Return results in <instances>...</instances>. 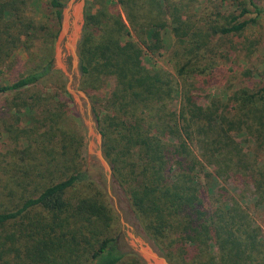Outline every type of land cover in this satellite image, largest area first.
<instances>
[{"label":"trees","instance_id":"trees-1","mask_svg":"<svg viewBox=\"0 0 264 264\" xmlns=\"http://www.w3.org/2000/svg\"><path fill=\"white\" fill-rule=\"evenodd\" d=\"M260 2L123 0L142 46L129 39L119 15L104 12L90 15L78 43L86 82L113 79L103 105H93L113 180L144 236L169 264H264V222L254 225L241 203L252 190L264 219V67L249 66L264 47ZM64 4L47 3L57 24ZM152 5L160 20L151 17ZM24 6L25 0H0V67L9 66L15 49L36 42L40 56L35 67L0 84V96L29 91L54 73L57 33L24 21ZM164 15L174 37V77L141 59L142 47L150 55L162 48ZM44 30L45 39L39 35ZM225 66L232 75L227 84L236 86L230 85L224 98L212 97L206 91L221 86ZM66 103L69 98L58 106ZM28 105V111L43 106ZM58 106L41 121L46 131L35 145L57 130ZM75 136L68 135L70 143ZM78 160L66 158L65 169L73 172L36 186L30 195L20 193L17 204L0 212L2 264H144L120 248L116 220L100 194L76 192L88 182ZM48 164L38 169V178L62 163L52 154Z\"/></svg>","mask_w":264,"mask_h":264},{"label":"rangeland","instance_id":"rangeland-1","mask_svg":"<svg viewBox=\"0 0 264 264\" xmlns=\"http://www.w3.org/2000/svg\"><path fill=\"white\" fill-rule=\"evenodd\" d=\"M48 1L25 0V6L20 7L23 12L22 18L24 21L41 22V24L46 26V33H57L53 44L52 69L54 73L29 91H24L18 95L9 94L0 96V212L8 208L11 209L13 205L17 204L21 195L20 193L25 191V195H30L36 186L39 188L49 183L50 180L61 177L63 173L73 172V170L67 171L65 169L68 165L65 162L66 158L80 159L77 162L83 164L82 169H85L87 173L88 182L78 186L76 192L84 196L100 194V199L111 210L116 220L115 228L117 229L120 248L133 251L130 247L127 232L134 234L136 237L146 240L147 238L144 236L142 230H140L129 201L119 185L113 180L112 167L104 156L103 138L99 130L96 114L93 111L95 103L100 106L103 105L102 98L106 97L109 93L113 85V79H103L100 83L99 81L94 82V79L89 78L86 82L79 69V59L76 68L73 69L72 58L66 47L65 39L58 47L59 59H56L55 48L61 30L62 13L60 22L57 24L48 10ZM61 1L65 3L64 7H66L69 0ZM80 1L75 0L74 5H78ZM121 1L123 0H83L82 23H77L81 27L78 43L82 38L85 23L89 20L90 15L104 12L106 14L115 13V15H119L127 26L126 28H128L127 31L131 36L129 39L142 46L138 36L128 24L126 13L121 7ZM200 1L204 3V0ZM260 1L264 7V0ZM150 14L153 19L160 20V13L158 16L156 5L151 6ZM71 21L72 19H70V23ZM162 21L166 24V27L160 30L162 48L150 55L142 47L141 59L143 65L146 67L163 69L174 77L175 73L170 61L174 44L172 26L168 16L162 17ZM94 28L93 25L92 29L94 30ZM44 32L45 30L40 32L39 35L45 39ZM258 33L264 35V21L261 22ZM96 34H99V31ZM37 43L31 44V47L27 50L15 49L9 59V66L7 68H5L6 65L0 67L1 85L9 84L19 73L29 71V69L36 66L40 56L38 47H41ZM237 65L240 66L242 63H238ZM249 66L258 67L259 69L264 67V47H258L252 60L249 62ZM227 67L223 68L224 77L222 78L221 86H216L206 91L207 94L209 93L212 97L224 98L228 93L227 91L230 90V85L234 84L233 87L236 86V81L227 84L230 79L227 77L232 76L227 72ZM69 76L72 78L70 83ZM68 84L73 91L83 92L87 97V101L81 96L77 98L72 97L67 91ZM93 86L94 89L91 90L90 87ZM67 98L70 99V103H66L65 107L58 106L59 103H65ZM28 104L43 106L38 111L36 108L35 111L34 108L28 111L24 108L25 105L29 107ZM173 105L177 107L178 103L175 101ZM57 106L59 112L53 119L55 120L54 126L57 130H52L51 133H46L43 137H39L41 141L40 145H35L32 141L39 134L46 131V124L41 121L46 115L48 116L47 111ZM89 127L93 133L92 136H88ZM72 134L76 135L74 144L70 143L68 138V135ZM98 134L101 135L100 144L97 140ZM98 150H100L109 165V178H107L104 169L96 157ZM52 154L62 164H59L53 170V173L51 172L50 176L47 177L48 174H46V178H38L36 176L38 169L40 171L49 167L48 162ZM241 203L248 211L254 225L262 226L264 219L262 218L260 208H256L253 205L252 190L247 191L246 200H241ZM121 221L128 227H124ZM0 264H2V260H0Z\"/></svg>","mask_w":264,"mask_h":264},{"label":"water","instance_id":"water-1","mask_svg":"<svg viewBox=\"0 0 264 264\" xmlns=\"http://www.w3.org/2000/svg\"><path fill=\"white\" fill-rule=\"evenodd\" d=\"M74 2L75 0H69L66 4V7H64L62 11L61 30L55 48V52L57 55L56 59L58 60V47L64 39L66 40L65 44L72 58L73 69L76 68L78 63L77 43L80 38L81 27L77 23H82V11L84 5L83 0H81L78 5H74ZM70 19H72L71 23ZM71 79V76H69V83L71 82ZM67 91L72 97L77 98L78 96H81L87 101V97L83 92L73 91L69 87V84L67 87ZM92 134L93 133L89 127L88 136H92ZM100 137L101 135L98 134L97 140L99 144ZM96 157L98 158L102 168L104 169L107 178H109L110 168L100 150L97 151ZM121 223L124 227H128L126 224H124L123 221H121ZM127 236L130 240L131 249L141 258V260L145 264H169L168 261L162 255H160V253L153 247V245L149 241L144 238L136 237L134 234L129 232H127Z\"/></svg>","mask_w":264,"mask_h":264}]
</instances>
